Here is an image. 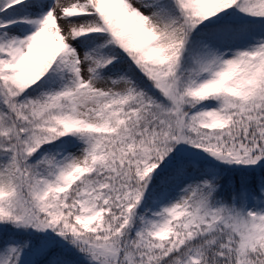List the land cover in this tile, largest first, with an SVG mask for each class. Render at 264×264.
Listing matches in <instances>:
<instances>
[{
	"label": "snow or ice",
	"instance_id": "1",
	"mask_svg": "<svg viewBox=\"0 0 264 264\" xmlns=\"http://www.w3.org/2000/svg\"><path fill=\"white\" fill-rule=\"evenodd\" d=\"M0 264H264V0H0Z\"/></svg>",
	"mask_w": 264,
	"mask_h": 264
}]
</instances>
